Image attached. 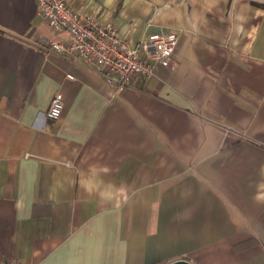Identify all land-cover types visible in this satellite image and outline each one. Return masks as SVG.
<instances>
[{
  "label": "crops",
  "instance_id": "1",
  "mask_svg": "<svg viewBox=\"0 0 264 264\" xmlns=\"http://www.w3.org/2000/svg\"><path fill=\"white\" fill-rule=\"evenodd\" d=\"M66 1L173 63L119 90L0 0V261L264 264V0Z\"/></svg>",
  "mask_w": 264,
  "mask_h": 264
},
{
  "label": "built area",
  "instance_id": "2",
  "mask_svg": "<svg viewBox=\"0 0 264 264\" xmlns=\"http://www.w3.org/2000/svg\"><path fill=\"white\" fill-rule=\"evenodd\" d=\"M36 4L41 17L37 46L62 57H80L106 85L124 89L133 85L135 77L148 78L155 64L173 63L176 31L150 32L129 44L112 21L97 18L87 8H75L66 0H36ZM62 109V95L56 92L46 116L57 119Z\"/></svg>",
  "mask_w": 264,
  "mask_h": 264
},
{
  "label": "water",
  "instance_id": "3",
  "mask_svg": "<svg viewBox=\"0 0 264 264\" xmlns=\"http://www.w3.org/2000/svg\"><path fill=\"white\" fill-rule=\"evenodd\" d=\"M166 264H192V263L185 260V259H177V260L171 261V262L166 263Z\"/></svg>",
  "mask_w": 264,
  "mask_h": 264
},
{
  "label": "clouds",
  "instance_id": "4",
  "mask_svg": "<svg viewBox=\"0 0 264 264\" xmlns=\"http://www.w3.org/2000/svg\"><path fill=\"white\" fill-rule=\"evenodd\" d=\"M262 170H264V166H262ZM261 187H264V184L260 185ZM256 201H264V195H257L255 197Z\"/></svg>",
  "mask_w": 264,
  "mask_h": 264
}]
</instances>
